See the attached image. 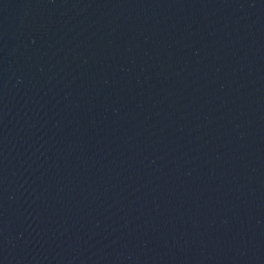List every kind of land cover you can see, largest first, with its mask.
<instances>
[{
    "label": "water",
    "instance_id": "water-1",
    "mask_svg": "<svg viewBox=\"0 0 264 264\" xmlns=\"http://www.w3.org/2000/svg\"><path fill=\"white\" fill-rule=\"evenodd\" d=\"M0 264H264V0H0Z\"/></svg>",
    "mask_w": 264,
    "mask_h": 264
}]
</instances>
